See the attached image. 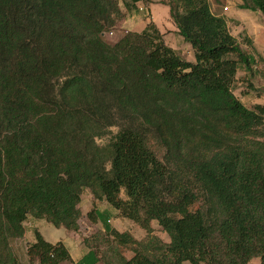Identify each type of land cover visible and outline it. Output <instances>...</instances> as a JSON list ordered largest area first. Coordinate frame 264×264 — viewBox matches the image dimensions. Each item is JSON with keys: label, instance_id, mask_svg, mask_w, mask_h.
Wrapping results in <instances>:
<instances>
[{"label": "trees", "instance_id": "obj_1", "mask_svg": "<svg viewBox=\"0 0 264 264\" xmlns=\"http://www.w3.org/2000/svg\"><path fill=\"white\" fill-rule=\"evenodd\" d=\"M237 1L264 18V0ZM140 3L0 0V264H22L12 243L29 218L77 233L84 191L145 237L92 210L104 232L83 238L78 264H264V105L234 94L237 72L264 59L207 0L159 2L194 62L153 22L106 42ZM26 256L70 261L37 231Z\"/></svg>", "mask_w": 264, "mask_h": 264}, {"label": "crops", "instance_id": "obj_2", "mask_svg": "<svg viewBox=\"0 0 264 264\" xmlns=\"http://www.w3.org/2000/svg\"><path fill=\"white\" fill-rule=\"evenodd\" d=\"M149 4L150 3L146 4L147 5L146 8L149 11L151 19H153L154 17L152 14V10L150 9V7H148ZM238 6H239V2L236 4V9L234 10L232 17H227V16L225 17V14L230 12V9L227 8L226 6L223 7V8H227L225 14H221L219 12L216 13L215 9L213 10L211 9V11L219 16L225 17L230 34L237 39H239L240 37H246L248 40L251 41L252 49L255 52V54H257L258 56L264 59V21L262 20V18L258 16V14H255L256 12L251 13L250 11L248 12L245 10H241L238 8ZM168 14H169V9H168ZM152 22L156 25L158 29H160V27L156 24L155 21L152 20ZM135 23H137V19L131 15H127L125 20L123 21L122 26L131 29ZM171 31L175 37L177 38L179 37L177 35V30L175 26L173 29H171ZM232 31L235 32L239 31V32L233 34ZM161 34H163V32H161ZM163 39L166 45L170 46V48L178 52L180 56L183 57L182 53L178 49H176L177 48L176 46L170 45L166 41V36H163ZM256 44H258L261 47L262 52H259L255 49ZM244 49H246V47H244ZM184 51L187 52L190 58L188 62H190L191 57H194L192 55L193 51L191 50V48H188V46H185ZM239 71L242 72L241 73L242 78L241 80H238L239 83L237 82L236 85H238L240 88H242L243 86L247 87L249 91L243 93L244 94L247 93L248 96L252 94L255 96V99H257L254 100L250 98L251 102H254L250 106L244 103L243 104L248 107H251L253 105H264V65L256 66L255 68L252 69L251 72H247L244 69H240ZM79 208L82 213V218H86V214L93 210L94 213L97 215L102 214L104 216H109L106 223L109 225L110 228H113L120 233L128 232L132 235V237L136 241H141L145 237V234H143L142 232L141 234L137 233V235L135 236L134 233L135 231L133 229L131 222L125 219L117 218L115 211H113L106 203L94 202L91 194L90 195L86 194L85 206L83 205V196H81V202ZM92 226L97 231L104 232L103 225L101 224V222L97 221L93 223ZM34 231H37L46 243L51 245L61 243L66 248V250L69 253L70 261L64 264H78L88 252V250L86 249V247L83 245L82 242L84 238V234L81 233L80 231V224H79L78 232L73 233V232H68L63 228H54L44 221L41 220L38 221L29 218L25 223L24 237L19 240H15L12 243L13 251L15 252L16 256L18 257L19 261L22 264L27 263L26 250L27 247L34 242ZM183 264H188V263H183Z\"/></svg>", "mask_w": 264, "mask_h": 264}, {"label": "rangeland", "instance_id": "obj_3", "mask_svg": "<svg viewBox=\"0 0 264 264\" xmlns=\"http://www.w3.org/2000/svg\"><path fill=\"white\" fill-rule=\"evenodd\" d=\"M207 1L210 5L211 9L212 10L215 9L216 13L219 12L221 14H225L226 12L223 11V7L226 6L227 8H229L230 12L226 13L225 17L226 16L232 17V14H233L234 10L236 9V4L238 3L237 0H207ZM159 2H160V0H149L150 4L148 5V7H150V9L152 10V14L154 17L153 19H151L149 11L146 8L147 5L143 4V3L138 4L137 10L134 11L133 13L127 14V13H125L124 10H122L123 14H125L123 20L118 24V26L114 30L109 31L108 33H106L104 35V40L106 42L112 44V43L116 42L124 34H126L127 32H140V31H142L144 29V26H146V24L148 22H152V20H153L160 27V29H158L160 31V33L163 32L162 35L166 36V41L170 45L176 46L177 47L176 49H178L182 53L183 59L189 61L190 58H189L187 52L184 51V49H185V46H188V48H191L190 45L185 43L181 37L177 38L173 35L171 29H173L174 26L171 24L172 22L169 19L168 9L164 6H161L159 4ZM251 13H253V12H251ZM255 14H258V16L260 18H262V20L264 21V18L262 17V15H260L259 13H255ZM127 15H131L137 19V23H135L131 29L129 28L130 30L128 28L122 26L123 21L125 20ZM238 32L232 31L233 34H236ZM258 33H261V32H258ZM255 49L259 52H262L261 47L258 44H256ZM191 54H192V51H191ZM190 62H194V57H191ZM241 73L242 72H240V71L237 72L238 80H241V78H242ZM235 88H236L234 90L235 95L240 99V101L242 103L250 106L251 104L254 103V102H251L250 98L257 100V99H255L254 95L251 94L250 96H248L247 93H245V94L243 93V92L249 91V89L247 87L243 86L242 88H240L238 85H236ZM115 132H116V130H112L111 133L107 134L104 138L97 140V144L100 146L106 145L109 142V140L112 138V136L114 135ZM86 194L90 195V193L88 191L83 192L82 196H83V205L84 206L86 205ZM79 224H80V231H81V233L84 234V237H90V236H92L98 232L92 226L93 223H91L87 218H82L80 220ZM132 226H133V229L135 231L134 232L135 236L137 235V233L141 234V232L143 234H145L137 226H135L133 224H132ZM151 226L153 228V232H154L153 234L157 238H159L162 242H168L167 235H165L164 233L161 232V229L158 227V225L155 222H152ZM137 242H139V241H137ZM106 246L108 248L107 258L109 259V258H111V253L109 252L108 244L107 245L105 244V247ZM105 250H107V249L105 248ZM118 251H119V254L122 255L123 257H129L132 254H134V252L137 251V247L135 245L119 246ZM251 264H259V259H253L251 261Z\"/></svg>", "mask_w": 264, "mask_h": 264}, {"label": "built area", "instance_id": "obj_4", "mask_svg": "<svg viewBox=\"0 0 264 264\" xmlns=\"http://www.w3.org/2000/svg\"><path fill=\"white\" fill-rule=\"evenodd\" d=\"M141 10V9H140ZM223 11L226 12L227 11V8H223Z\"/></svg>", "mask_w": 264, "mask_h": 264}]
</instances>
